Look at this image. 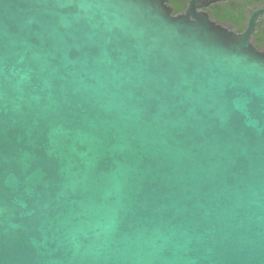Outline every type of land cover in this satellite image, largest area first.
Wrapping results in <instances>:
<instances>
[{"label":"water","instance_id":"water-1","mask_svg":"<svg viewBox=\"0 0 264 264\" xmlns=\"http://www.w3.org/2000/svg\"><path fill=\"white\" fill-rule=\"evenodd\" d=\"M0 0V264H264V52L192 4Z\"/></svg>","mask_w":264,"mask_h":264},{"label":"flooded vegetation","instance_id":"flooded-vegetation-1","mask_svg":"<svg viewBox=\"0 0 264 264\" xmlns=\"http://www.w3.org/2000/svg\"><path fill=\"white\" fill-rule=\"evenodd\" d=\"M167 4L174 15L186 13L193 4L197 12L236 33L245 32L254 14L260 11L251 40L264 52V0H168Z\"/></svg>","mask_w":264,"mask_h":264}]
</instances>
